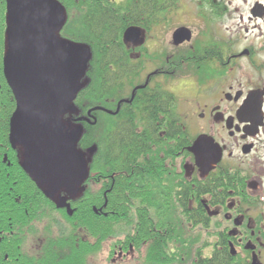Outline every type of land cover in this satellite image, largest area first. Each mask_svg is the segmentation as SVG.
<instances>
[{
  "label": "flooded vegetation",
  "instance_id": "1",
  "mask_svg": "<svg viewBox=\"0 0 264 264\" xmlns=\"http://www.w3.org/2000/svg\"><path fill=\"white\" fill-rule=\"evenodd\" d=\"M54 1L62 7L61 15L70 22L69 29L91 38L87 64L99 66L98 80L103 91L98 104H83L81 116L73 118L66 114V128L71 130L72 125L81 123L94 127L99 121L101 131L107 132L113 127L111 118H120L126 108L136 128L142 130L148 127L144 126L142 115L149 106L154 107L158 122H162L155 125L162 137L169 128L165 119L170 112L167 94H172L175 127L186 134L189 144L169 158L151 142L146 158L148 172L155 167L159 174L146 185L150 202L147 210H151L155 197H161L158 203L167 209L174 204L170 194L183 197L185 192L187 211L200 215L204 209L208 216L212 208L215 217L217 210H221L224 221L238 228L226 227L217 235L232 256L238 257L236 250L241 246L244 264H264V0ZM105 19L115 21V29L97 24ZM130 29L137 33V38L127 41L124 34ZM158 34H165L166 41L150 48L148 39ZM115 35V43L120 45L113 44L97 55L92 46L94 38ZM122 63L136 69L133 76L121 77ZM92 73L91 70L90 80ZM185 75L195 81L199 92L187 105L188 120L180 121L175 108L177 98L165 87L169 79ZM123 82L124 88L118 86ZM9 104L5 100L0 102V264H73L74 259L79 263L86 254L80 258L74 249L77 252L87 244L97 243L101 251L107 240L103 223L98 226L97 239H89L88 231L83 234L79 227L73 228L74 223L66 218H72L77 208L71 205L65 190L49 198L54 203L46 205L8 204L11 194L20 197L25 190L22 148L17 144L12 147L8 137L14 99L12 110L5 109ZM160 113L163 115L159 117ZM79 118L83 119L78 123L75 120ZM202 137L209 145L201 150L213 154V167L206 172L189 152ZM139 160L136 167H140L144 157ZM140 179L143 176L132 181L131 196L142 195L144 185L139 183ZM96 182L102 183L101 200L90 210L93 216L107 218L111 213L106 194L111 192L114 180L102 175ZM203 185L207 188L201 196ZM42 186L46 198L49 185ZM59 195L65 197L72 215L56 208ZM139 198L132 199L133 204L143 207ZM119 204L116 199V207ZM119 212L117 208L114 214ZM83 225L88 229V222ZM74 235H79L76 242ZM110 239L114 250L109 253L116 257L133 248L131 241H123L121 236ZM141 252L142 248H136L134 261L145 257Z\"/></svg>",
  "mask_w": 264,
  "mask_h": 264
},
{
  "label": "trees",
  "instance_id": "2",
  "mask_svg": "<svg viewBox=\"0 0 264 264\" xmlns=\"http://www.w3.org/2000/svg\"><path fill=\"white\" fill-rule=\"evenodd\" d=\"M6 6L5 0H0V93L4 96L0 98L1 101L10 102L5 109H13V99L11 96V91L6 85V81L3 74L2 62L6 51L5 46V31L7 28L6 22ZM101 28L107 26V28L115 29L117 23L115 21H109L108 19L99 20L97 23ZM62 36L69 41L88 45L91 38L86 37L77 31L71 32L69 27L64 28L60 31ZM117 42L116 35L111 37H97L92 41L93 49L95 53L99 56L106 51L107 47L120 45ZM114 44V45H113ZM91 50V48H90ZM112 63L114 60L111 59ZM92 63L87 64L86 73L90 74L91 70L93 75L91 76L90 82L84 84L82 81L79 83V88L72 102V112L68 114L73 118L78 117L75 113L76 110L80 111L78 113L84 114L83 104H98L100 102L103 91H101V82L98 80L100 75L99 66L95 64L92 67ZM99 65V63H98ZM122 73L121 77L129 78L133 76L136 69L129 65L122 63ZM106 71L110 72L109 69ZM85 73V74H86ZM90 76V75H89ZM126 81V80H125ZM81 84V86H80ZM120 87H125V83H120ZM117 86V84L113 85ZM168 96V97H167ZM167 98L169 101L170 112L165 116L168 120L169 128L164 130L163 136H159V131L155 130L156 124H161L158 122V116L156 115L154 107H147L143 111L142 120L144 126L148 127L137 129L134 122L131 121V113L129 110L124 108V113L121 114L120 118H111V125L113 126L111 130L107 132L101 131V124L99 121L96 126H81V133L76 144V149L80 150L85 154H91L93 161L87 163L88 176L82 186L78 189V192L72 196L71 205L75 208V213L72 218H66L72 221L73 228L79 227L81 233L89 235V239L99 238V227L103 223L104 229V240H109L110 238L121 236L123 241H131L133 248H142L144 253V258L137 260L139 264H174L180 262L173 253H170L171 244L178 239V228L174 224L172 216L171 205L166 209L162 206L161 197H155L153 206L147 210V202L149 197L146 196L147 183L152 179L158 178L157 169L154 167L152 172H148L149 162V152L151 147V142L154 143L160 150L163 151L164 156L172 158L177 152H180L183 148L189 144L186 134H184L178 127H175L176 117L172 111V107L175 103V97L168 92ZM0 108H2L0 106ZM163 114L160 113L159 117ZM120 120V122H117ZM121 125L122 129H118L117 126ZM153 126V127H151ZM143 127V126H142ZM184 134V135H183ZM163 142V144L161 143ZM167 144V148L165 147ZM94 149L93 153H90L91 149ZM144 157L141 162L140 167H136L139 159ZM86 159L88 160L87 156ZM142 166V167H141ZM24 173L25 187L20 197L16 194H11V198L8 201L9 205L17 204H33V205H46L54 203L48 197H44L42 193V185L34 182L29 178L26 172ZM109 175L112 176L114 180L111 192L107 195L108 199V211L111 213L107 218H101L93 216L90 208L92 206L99 205V199L101 200V189L102 183L98 184L96 181L101 178V176ZM143 179L140 184H143L142 195L139 197L131 196L132 181L134 178L142 177ZM92 186L97 187V190L93 193H89V189L92 192ZM176 187V186H175ZM206 188L204 185L201 187V196L205 195ZM175 189H179V186ZM184 196L180 195H169V199L174 202L173 207L177 208L179 212L184 216L185 220L191 223V226H201L208 227L209 218L204 209L200 215L194 212L187 211V198L186 193ZM22 195V196H21ZM19 199V203H15V199ZM139 198L143 204L141 207L139 204L134 206L132 199ZM116 199L120 200V204L116 207ZM213 199V197L211 198ZM51 201V202H49ZM203 207V206H202ZM117 208L121 209V212L114 214ZM135 214V215H134ZM154 217H153V216ZM84 222H88L89 225L84 227ZM134 228V229H133ZM83 233V234H84ZM217 243L212 247L211 255L208 257H202V253L196 252L194 260L190 264H244L242 260L231 255L228 252L227 245L220 238ZM135 248V249H136ZM99 251V245L97 243L85 247H81L77 252L74 249V254L81 255L90 253L95 254ZM181 257V256H180ZM79 258V259H80ZM73 264L76 263V259L73 260Z\"/></svg>",
  "mask_w": 264,
  "mask_h": 264
},
{
  "label": "water",
  "instance_id": "3",
  "mask_svg": "<svg viewBox=\"0 0 264 264\" xmlns=\"http://www.w3.org/2000/svg\"><path fill=\"white\" fill-rule=\"evenodd\" d=\"M5 6L2 68L15 102L9 123L10 144L22 148L21 168L29 178L49 185L46 197H54L60 190L72 196L88 176L87 159L76 149L81 127L66 128L61 116L72 108L87 70L88 49L57 35L64 19L56 1L5 0ZM124 38L136 39L137 33L127 30ZM206 140L197 139L189 149L205 172L213 167V154L201 150L209 145ZM56 208L72 215L65 197L59 195Z\"/></svg>",
  "mask_w": 264,
  "mask_h": 264
},
{
  "label": "rangeland",
  "instance_id": "4",
  "mask_svg": "<svg viewBox=\"0 0 264 264\" xmlns=\"http://www.w3.org/2000/svg\"><path fill=\"white\" fill-rule=\"evenodd\" d=\"M178 18L182 19L181 17ZM69 25L70 22H68L67 20H63L62 27L57 32V35L62 39H66V38L62 36V33L60 31L64 30V28L68 27ZM202 30L203 28H201L199 32H201ZM71 32H73V30ZM166 38L167 37L165 36V34L164 36L158 34L156 37L148 39V46L150 48H154L155 46L159 45L162 41L165 42ZM76 44H80V43H76ZM81 45L85 46V44H81ZM85 48H87V45L85 46ZM188 77H189L188 75H185L184 77L181 78H174L173 80L169 79V83L165 87L170 92H172L177 98V105L175 108H176V112L179 114L178 117L180 121H183V119L184 121L185 119L188 120V118H186V116L189 115V111H187L188 108L187 105L189 104V102L193 100V98H197V93L199 92V89H197V86H195V81L189 79ZM83 78L84 81L82 82L84 84L90 82L89 74L87 73L84 74ZM184 78L187 79L182 80ZM74 108L76 110L75 113L81 116L82 114L80 115V113H78L80 111L77 109V107H75V104H74ZM82 125L84 124L82 123L78 125L74 124L72 125V129L75 126L81 127ZM185 125H187V123ZM78 151H81V149ZM90 155L91 154L86 155L88 158L87 160L88 164H90L93 161V158ZM96 190L97 187L92 186V192L91 189H89V193H93ZM173 205L174 204H171L172 207L171 213L173 216L174 224L178 228V239L177 241L172 243L173 247L171 251L173 252L175 257L178 256L177 259L180 261L174 264H190L194 260L195 253L199 251H201L200 253H202V257L210 256L212 247L215 241H217L218 239L217 235L218 233L222 232L221 230H224L226 227L227 230H234V228L238 229L232 222L226 223V221H224L223 217H225V214H223L221 210H217L215 217H213L212 208H209L210 210H208V218H209L208 227L204 228L201 226H191L189 222H187L185 218L181 216L179 210L173 207ZM78 237L79 235H74L73 242L79 240ZM113 246H114L113 240L112 239L107 240L103 245L101 251H98L93 255L87 253L85 257L82 258L83 260L82 259L79 260V264H84V260H85V264H139L137 263L138 261H134V257L136 256L135 248H131L126 251H123L124 255L117 254L118 256L116 257L114 253L112 254H114L115 256L114 255L112 256V254L109 253L110 251L114 250ZM242 248L243 247L239 246L238 249L236 250L239 253L237 257L239 260H242V255H241ZM141 253H143V250Z\"/></svg>",
  "mask_w": 264,
  "mask_h": 264
},
{
  "label": "bare ground",
  "instance_id": "5",
  "mask_svg": "<svg viewBox=\"0 0 264 264\" xmlns=\"http://www.w3.org/2000/svg\"><path fill=\"white\" fill-rule=\"evenodd\" d=\"M69 112H72V110L71 109H68V111L66 112V113H64L62 116H61V121L63 122L62 124H64V116L66 115V114H68ZM65 125V124H64Z\"/></svg>",
  "mask_w": 264,
  "mask_h": 264
}]
</instances>
